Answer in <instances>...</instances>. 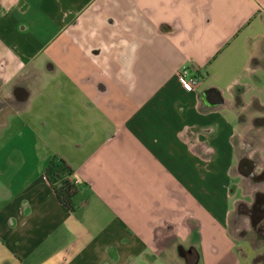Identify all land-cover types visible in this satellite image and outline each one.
<instances>
[{"label":"crops","instance_id":"0c3cea01","mask_svg":"<svg viewBox=\"0 0 264 264\" xmlns=\"http://www.w3.org/2000/svg\"><path fill=\"white\" fill-rule=\"evenodd\" d=\"M36 58L85 126L38 125ZM0 81L24 87L34 139L0 161V264H264L230 228L264 164V0H0ZM59 158L73 210L46 177Z\"/></svg>","mask_w":264,"mask_h":264},{"label":"rangeland","instance_id":"374dc122","mask_svg":"<svg viewBox=\"0 0 264 264\" xmlns=\"http://www.w3.org/2000/svg\"><path fill=\"white\" fill-rule=\"evenodd\" d=\"M32 65H34L32 68H36V70L30 74V89L35 99L34 109L41 111V117L37 120L38 125L42 126L43 121L46 120L50 123L51 127L58 131L57 129L63 126L60 119L64 118L66 121H72L73 127L80 128L85 126L86 118L82 117L86 113V109L74 98V95L67 91L65 92V97L68 99L67 102L72 105L70 108L59 107V100L53 97L54 95L51 89L53 90L54 86H51L53 84L51 77L62 78V75H50L49 73L43 72V65L39 58H36V61ZM43 113L45 114V119ZM248 120L251 122L250 119ZM258 122L264 123L263 120ZM22 130L24 133L23 136L20 134ZM255 135V138H253L255 144L263 145L264 141L260 142V139L262 140L264 138V130L261 133H255ZM250 139L252 137L248 140L251 141ZM33 140V134L26 123L24 114L16 113L15 109L0 113V148L4 144L7 145L5 150L0 152V161H7L8 154L17 146L23 148L25 152L30 153ZM263 170L264 164H262V167L259 168L257 173L260 174ZM241 188H243V195H240V200L232 211L230 228L239 239L240 245H243V249L241 248L243 253L247 254L252 262L264 261V240L252 228L251 216L242 209L245 206L246 208L252 206L257 200L258 192L264 194V178L258 176H253L250 179L244 178L241 183Z\"/></svg>","mask_w":264,"mask_h":264},{"label":"flooded vegetation","instance_id":"af4514ba","mask_svg":"<svg viewBox=\"0 0 264 264\" xmlns=\"http://www.w3.org/2000/svg\"><path fill=\"white\" fill-rule=\"evenodd\" d=\"M24 87L20 85H12L11 82L0 81V113L13 111L20 98L24 97ZM256 164L253 163L251 169L247 165H243L242 169L249 170L252 176L264 178V170L258 174L254 173ZM252 220V228L260 235L264 240V194L262 192L257 193V200L252 204L250 208L243 207Z\"/></svg>","mask_w":264,"mask_h":264},{"label":"trees","instance_id":"16d2710c","mask_svg":"<svg viewBox=\"0 0 264 264\" xmlns=\"http://www.w3.org/2000/svg\"><path fill=\"white\" fill-rule=\"evenodd\" d=\"M45 172L60 202L73 210L74 196L77 194L79 187L77 182L71 178L73 174L72 167L62 158L53 159L47 165Z\"/></svg>","mask_w":264,"mask_h":264},{"label":"built area","instance_id":"2783aa9c","mask_svg":"<svg viewBox=\"0 0 264 264\" xmlns=\"http://www.w3.org/2000/svg\"><path fill=\"white\" fill-rule=\"evenodd\" d=\"M178 77L183 83L184 88L189 91L195 89L200 80L197 73L192 71L188 66H183L180 68Z\"/></svg>","mask_w":264,"mask_h":264}]
</instances>
